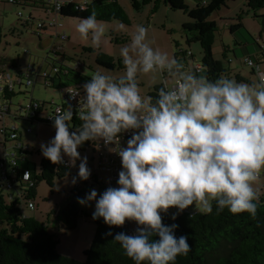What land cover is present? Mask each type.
<instances>
[{
    "label": "clouds",
    "instance_id": "1",
    "mask_svg": "<svg viewBox=\"0 0 264 264\" xmlns=\"http://www.w3.org/2000/svg\"><path fill=\"white\" fill-rule=\"evenodd\" d=\"M75 30L94 47L105 35L95 10L79 18ZM119 56L121 75L95 71L82 85L78 129L70 131L71 107L55 109V136L41 144L42 155L72 167L80 160L78 177L88 180L87 157L81 158L78 147L85 141L115 144L110 151L121 158L119 186L99 195L92 189L78 203L95 201L93 219L103 218L109 226L136 222L135 234L119 232L112 241L134 264H175L191 246L186 235L175 234L178 225L162 223L161 212L194 206L195 213L210 214L214 202L217 213L227 209L257 219L260 196L254 184L264 171V66L248 61L255 68L250 82L224 75L210 80L151 46L144 25L136 26ZM141 74L164 77L155 97L141 94ZM65 91L80 95L70 86ZM130 130L127 147H121L120 134Z\"/></svg>",
    "mask_w": 264,
    "mask_h": 264
},
{
    "label": "trees",
    "instance_id": "2",
    "mask_svg": "<svg viewBox=\"0 0 264 264\" xmlns=\"http://www.w3.org/2000/svg\"><path fill=\"white\" fill-rule=\"evenodd\" d=\"M0 0V3L7 2L16 6L40 9L45 12L52 10V3L47 0ZM120 0H89L84 8L83 4L77 2L65 3L59 16L62 18L79 19L89 16L93 10L97 14L100 22L119 21L125 25H130V19L125 10L119 3ZM136 12H140L143 7L153 4V14L161 7L166 6L171 11H177L188 16V22L183 25V30L187 36V43L198 42L201 46L202 63L201 72L196 69L191 70L197 75H205L208 79L214 80L220 75L228 78L243 81L240 71L226 65L230 61L228 58L229 48H224L222 56L225 61H219L215 58L213 48L216 40V34L219 32L218 23L209 20L211 16L226 6L229 0H209L198 3L196 7H189L184 0H127ZM248 7L253 10L264 8V0H249ZM262 24L264 25V16ZM190 20V21H189ZM242 23L232 25L231 32L242 28ZM0 27V42L3 34ZM127 38L116 39V44L126 43ZM176 47L180 45L176 42ZM249 57H243L241 61L247 63L249 60L253 65H260L256 57H264V49H259ZM188 53L190 55L188 56ZM236 53V52H234ZM52 58L47 59L53 62L52 68H59V72L50 79V85L46 88L64 87L62 78L68 82L78 85L84 84L91 78L84 75L80 69L70 68L58 65L57 57H65L63 53H51ZM184 59L185 63L192 58L191 52L180 50L177 54ZM188 57V58H187ZM264 59V58H263ZM73 61L72 59H69ZM0 62L9 64L12 68H17L15 59L0 60ZM231 62V61H230ZM230 64V63H229ZM120 68H124L121 60H118ZM254 68V67H253ZM3 72V70L1 71ZM255 73V68L253 69ZM23 74L19 73L18 78ZM24 86L23 83L17 85ZM27 86V85H25ZM160 87V86H159ZM155 87L149 91V96L155 97ZM3 101L6 109L0 110L2 114H11L12 99L17 94L15 90H10L8 86L3 88ZM29 94V93H24ZM28 100L34 101L30 98ZM46 103L40 104L35 116L30 121H39V115L43 112ZM24 107V106H23ZM21 107V110H23ZM12 116V114H11ZM17 120L18 116L13 115ZM43 123L53 126L54 122L43 121ZM82 124L80 119H72L70 131H75ZM6 126V125H5ZM54 127V126H53ZM3 130V132H2ZM7 128H1L0 132L4 136L5 143L17 141L21 143L18 131L12 130L17 136L11 140V135L7 134ZM56 131V130H55ZM96 141H85L79 149L87 151L93 148ZM11 153V152H10ZM16 159V167L12 168L10 158L6 155L0 158V164L6 165L7 177L5 181L0 178V264H134L129 257L124 254V250L118 243H112L114 235L119 232H128L124 229H118L115 226L107 225L103 218L93 219L96 225V233L91 247L84 251L85 260L78 262L73 259L62 256L58 251L59 240L56 234L51 230L50 219L40 221L26 214L24 206L28 209L34 204L37 195V187L41 182H46L53 187L56 179L65 178L69 173V168L65 163L53 164L49 159L43 158L40 164L39 172L31 167L34 164L28 160L29 151L19 152ZM8 166L11 167V173L8 172ZM13 169L16 170L13 173ZM26 173H30L29 179L25 180ZM79 179V178H77ZM78 191H73L68 204L62 210L61 217L70 230L77 226V218L82 213V205L78 203L77 198H84L81 186L86 185V181L79 180ZM90 184H98V179L92 177ZM11 185V187H9ZM118 187L117 184H115ZM260 201L257 213V219L253 220L248 213L232 214L227 209L217 213L215 203L213 202V211L210 214L202 213H183L172 219L167 215H162V223L165 225H178L175 230L177 236L186 235L191 250L186 256H178L175 264H264V187L259 191ZM51 216V215H49ZM90 217V216H87ZM111 232L112 235H107ZM158 239V237H156Z\"/></svg>",
    "mask_w": 264,
    "mask_h": 264
},
{
    "label": "rangeland",
    "instance_id": "3",
    "mask_svg": "<svg viewBox=\"0 0 264 264\" xmlns=\"http://www.w3.org/2000/svg\"><path fill=\"white\" fill-rule=\"evenodd\" d=\"M59 1H65V3L74 1L79 4H86L89 0ZM207 1L209 0H184L191 8L196 7L198 3ZM248 1L229 0L226 6L214 13L209 20L219 25V32L216 34L213 48L215 58L219 61H225L222 53L225 47L229 48L228 58L231 62L227 61L226 65L239 69L241 75L243 74L249 80H253L255 76H252L248 67L240 64V60L243 57H249L255 47L258 48L262 42L264 43V32L262 31L264 25L262 24V18H259L264 16V8L253 10L248 7ZM119 3L125 10L131 24L128 26L119 21L101 22L105 29V35L99 47H94L90 39L87 41L80 39L79 33L75 30V25L79 22V19L62 18L63 27L60 28V32H66L68 39L54 44L55 31L53 29L43 32L39 30L40 22L54 19V13L34 9L30 6L22 7L7 2L0 3V27L3 32V38L0 42V60L15 59L18 65L17 68H12L8 63L4 65L0 62V73L2 70L10 73L13 83L18 82L19 73L24 75V86L19 87L16 85L14 87L17 95L13 97L10 106L12 116L2 117L0 115V130L7 123L9 126L7 134H10L12 127L15 125L22 145L30 150L28 160L34 164L31 167L33 170L36 169L39 172L41 161L45 158L42 155L41 144L49 143L55 136V128L43 123V121H48V117L52 113V105L60 106L65 101L63 90L46 88L42 80H38V84L25 86L27 74H30V80L34 81L36 73L52 72L51 64L53 62L47 60L52 46L57 45L65 55V57H57L58 65L75 68L79 60L84 63V66L80 69L81 72L90 78L95 71L119 76L124 70L118 65V60H121L119 49L130 42L136 26L144 25L148 29V42L154 48L167 52L179 61L182 59L181 56L177 55L180 50L191 51L194 55V61L188 60L186 64L182 59L185 67L187 66L186 68L190 70H194L197 65L202 63L200 44L198 42L188 44L186 41L187 36L183 30V25L188 22V16L181 12L171 11L163 5H160L161 7L153 14V4L143 7L140 12H136L127 0H120ZM19 13H22V16H19ZM237 23H242L243 27L232 33V25ZM261 36L262 41L259 43ZM123 37L127 38V42L116 44V39ZM176 42L179 43V48L176 47ZM162 79H164L162 75H157L153 79L151 74H141L138 79L141 94L149 96L151 89L161 86ZM5 81V77L0 74V104L4 103L2 88L6 85ZM30 98L37 103L48 104L44 106L43 112L39 115V121H30V117L26 118V112L21 110V107H25L30 103L28 100ZM13 115L18 116L17 120L14 119ZM29 129L32 131L29 132ZM14 143L9 142L6 144L4 136L0 132V158H4L12 151ZM78 152L81 158L87 157V166L91 171L89 179L84 180L88 184L81 186L84 197L92 189H95L99 195L108 187H116L115 183L110 181L111 174L109 172L97 169V160H88V156L94 153V148L81 151L78 147ZM64 160L68 161V157L65 156ZM79 163L80 160H77L76 167L71 166L69 168V173L65 178L56 179L53 187H50L46 182H41L37 187L34 209H28L24 206V210L27 215L40 221L50 219L51 230L59 240V253L69 259L83 262L85 260L84 251L91 247L96 233V225L92 220L95 201L90 202L87 206H82V213L79 214L77 226L73 230L68 228L61 217L62 210L72 197L71 193L80 189L76 183H72L73 177H76V180L79 178ZM8 172L11 173V167L9 166ZM261 174H263V171ZM92 177L98 179V184H90ZM261 186V180L254 184L257 191ZM169 209L172 210V219L173 216L178 217L183 214L175 207ZM163 213L165 212H161V214Z\"/></svg>",
    "mask_w": 264,
    "mask_h": 264
},
{
    "label": "built area",
    "instance_id": "4",
    "mask_svg": "<svg viewBox=\"0 0 264 264\" xmlns=\"http://www.w3.org/2000/svg\"><path fill=\"white\" fill-rule=\"evenodd\" d=\"M10 1L13 2V0H10ZM22 1L23 0H20L19 2H22ZM49 2L52 3V10L49 12L54 13V19L46 21V22H43V21L40 22L39 30L43 32V31H47L49 29H53L55 31V35L53 38L54 44L58 41L59 42L60 41H66L68 39L66 32H62V33L60 32V28L63 27V23L61 22V17L59 16V12L62 10L65 2L59 1V7H57V0H55V2H53V0H49ZM84 6H85V4H83V8H84ZM19 16H22V13H19ZM57 52L62 53L60 51V48L57 45L52 46L48 57L52 58L53 55L51 53H57ZM189 55H190V53H188V56ZM247 64H248V62H247ZM82 66H84V63L82 61L78 60L76 63L75 69H80ZM195 69L197 70L198 73L201 72V66L200 65L196 66ZM58 72H59V68L56 67V68H52L51 73H47V72L36 73L34 75L35 76L34 81H31L29 78V76H31V75L27 74V76H26L27 80H26L25 85L31 86L34 84H38V80H42L44 82L45 86H52V85H50V79L52 77H54ZM0 74L5 77V79H6L5 87L8 86L10 90H14V87L16 85L23 83V80H24V75H23L22 78H18V82L13 83L11 81L10 73H8L7 71H3ZM62 83H63L64 87L61 90H63V92H64L65 101L60 106L52 105V107H51L52 113L48 117L47 122H54V115L53 114L55 113V109L57 107H60L62 110L67 109L68 107H71L73 110V119H79L77 112H78V108H79V101H80L81 97L83 96L82 84H78V85L72 84V83L68 82L65 78H62ZM69 86L72 87L73 89H76V88L79 89L80 95H78L76 97H72L70 93L65 91V89L68 88ZM3 88H2V90H3ZM29 101H30V103L27 106L23 107V110L26 112V118H28V117L32 118L33 116H35L36 111L40 108V103H37V102L32 101V100H29ZM3 106L0 104V110L5 111L6 108ZM0 115L2 117H6V114H2L1 111H0ZM4 127L6 128L5 124H4ZM15 129H16V127L14 126V127H12L11 130H15ZM28 131L31 132L32 130L29 129ZM2 132H3V130H2ZM10 135H11V140H15V138H17V136L15 134H13L12 131H10ZM131 135H132V130L120 134V146L121 147H127V140L131 137ZM14 142L15 143L12 147L11 153H8L6 155L7 157L10 158L9 160L11 162L12 168L16 167V159L18 157L17 151L25 152L28 149V148H24L22 143H18L17 141H14ZM115 147H116L115 144L105 145L102 140L96 141V144L93 147L94 153L91 154L90 156H88V160H92V161L97 160V169L109 172L111 174L110 181L112 183L117 184L118 174L122 170V164H121V158L116 154V152L110 151V148H115ZM65 165L68 168L71 167V164H69V163H65ZM15 172H16V170L13 169V173H15ZM0 174H1V178L5 181V178L7 177L6 165H4L2 163L0 164ZM261 176H264V173L261 174ZM24 178H25V176H24ZM28 179H29V176L25 180H28ZM0 184H1V182H0ZM79 184H80L79 179H77L76 185L79 186ZM262 186L264 187V182H263ZM9 187H11V185H9ZM30 208L34 209V205L31 204ZM115 227L118 229H124L128 232L129 235H133L136 232L137 224L134 221H126L123 226H118V227L115 226Z\"/></svg>",
    "mask_w": 264,
    "mask_h": 264
},
{
    "label": "crops",
    "instance_id": "5",
    "mask_svg": "<svg viewBox=\"0 0 264 264\" xmlns=\"http://www.w3.org/2000/svg\"><path fill=\"white\" fill-rule=\"evenodd\" d=\"M65 2V1H64ZM71 2V1H70ZM263 32H264V29L262 30ZM260 42L257 40V42H259V43H261V41H262V36L260 37ZM259 49H264V43L262 42V44H261V46H258V48L257 47H255L254 48V51L252 50V52H253V54L254 53H256L257 51H260L261 52V50H259ZM189 52H191V51H189ZM192 53V52H191ZM188 58V57H187ZM264 58V57H263ZM261 56L260 57H256V59L255 60H257V62L261 65V66H264V59H263ZM188 60H191V61H194V55L192 54V58H189ZM183 61H184V59H183ZM180 62H182V59L180 60ZM183 63V62H182ZM184 63H185V61H184ZM186 64H187V62H186ZM240 64L243 66V65H245L246 67H248L249 68V72L252 74V76H255V73L253 72V67H250L247 63H245V62H243V61H241L240 60ZM198 66V65H197ZM187 67V66H186ZM236 70H237V72L239 71V69H237V68H235ZM242 78H243V81L244 82H250V81H252L251 79L249 80V78L248 77H245L243 74L242 75H240ZM5 103H3V104H1L2 106L4 105ZM7 116H11V114L10 113H8L7 115H6V117ZM5 125H6V128L8 129V124L7 123H5ZM15 126V125H14ZM28 150V149H27ZM29 152H30V150H28ZM27 156H30V154L29 155H27ZM67 161V160H66ZM36 170V169H35ZM263 173H264V171H263ZM259 180H261L262 181V184H263V182H264V176H261L260 178H259ZM181 213H191V214H195V211H194V206H190L189 208H187V209H185V210H183ZM171 214H172V210L171 209H169V210H167L165 213H163L162 215H167V216H169V217H171Z\"/></svg>",
    "mask_w": 264,
    "mask_h": 264
}]
</instances>
